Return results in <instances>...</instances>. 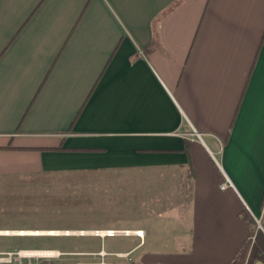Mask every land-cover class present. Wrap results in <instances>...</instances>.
<instances>
[{"label": "crops", "instance_id": "1", "mask_svg": "<svg viewBox=\"0 0 264 264\" xmlns=\"http://www.w3.org/2000/svg\"><path fill=\"white\" fill-rule=\"evenodd\" d=\"M15 168L148 170L132 185L168 203L164 229L123 225L143 230L125 252L231 264L264 236V0H0Z\"/></svg>", "mask_w": 264, "mask_h": 264}, {"label": "rangeland", "instance_id": "2", "mask_svg": "<svg viewBox=\"0 0 264 264\" xmlns=\"http://www.w3.org/2000/svg\"><path fill=\"white\" fill-rule=\"evenodd\" d=\"M143 177H150L148 170H0V229H120L127 224L142 226L154 217L158 220L156 228L159 232L164 229L160 225L165 223L168 203L164 199L154 202L153 194H136L142 187L132 185L133 180ZM164 189V186H158L156 197L163 198ZM144 208L150 213H143ZM134 242L135 238L122 236L104 239L92 235L0 236V251L24 247L58 251L50 264L147 263L157 261L158 257L169 264H200L192 259L191 252L181 249L163 253L148 252L141 247L128 256H118Z\"/></svg>", "mask_w": 264, "mask_h": 264}, {"label": "built area", "instance_id": "3", "mask_svg": "<svg viewBox=\"0 0 264 264\" xmlns=\"http://www.w3.org/2000/svg\"><path fill=\"white\" fill-rule=\"evenodd\" d=\"M227 183L224 182L221 185V188H225ZM34 231V232H32ZM44 232V233H42ZM81 235V236H97L101 239L105 237H128V236H137L143 237L142 229H128V228H106V229H91V230H76V229H63V230H27V229H12V228H2L0 229V236H26V235ZM51 249L43 248H19L15 250H6L0 251V264H50V260L55 256L49 251ZM102 255L105 254L102 251ZM59 253V252H58ZM125 254V255H120ZM129 252L119 253L118 256H128ZM57 256V255H56ZM130 264H164L163 262H142L135 261ZM254 264H264L260 261H256Z\"/></svg>", "mask_w": 264, "mask_h": 264}, {"label": "trees", "instance_id": "4", "mask_svg": "<svg viewBox=\"0 0 264 264\" xmlns=\"http://www.w3.org/2000/svg\"><path fill=\"white\" fill-rule=\"evenodd\" d=\"M253 234H255L253 242H248L239 251L231 264H253L256 260L264 263V236L260 230H257Z\"/></svg>", "mask_w": 264, "mask_h": 264}, {"label": "bare ground", "instance_id": "5", "mask_svg": "<svg viewBox=\"0 0 264 264\" xmlns=\"http://www.w3.org/2000/svg\"><path fill=\"white\" fill-rule=\"evenodd\" d=\"M53 230H54V229H53ZM32 232H34V231H32ZM42 233H44V232H42ZM42 233H41V234H42ZM46 234H47V233H46ZM49 251H51L50 253L53 254V255H55V256L59 254L58 251H56V250H49ZM101 253H103V252H101ZM129 254H130V253H129ZM120 255H125V254H120Z\"/></svg>", "mask_w": 264, "mask_h": 264}]
</instances>
